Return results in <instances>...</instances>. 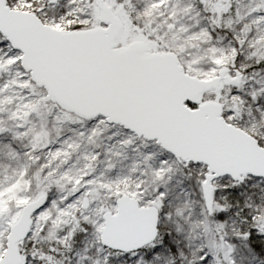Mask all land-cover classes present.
I'll return each instance as SVG.
<instances>
[{
    "label": "snow or ice",
    "instance_id": "1",
    "mask_svg": "<svg viewBox=\"0 0 264 264\" xmlns=\"http://www.w3.org/2000/svg\"><path fill=\"white\" fill-rule=\"evenodd\" d=\"M0 264H264V0H0Z\"/></svg>",
    "mask_w": 264,
    "mask_h": 264
}]
</instances>
